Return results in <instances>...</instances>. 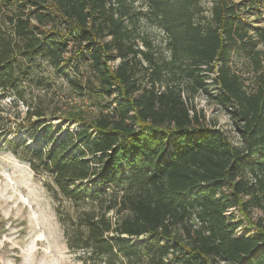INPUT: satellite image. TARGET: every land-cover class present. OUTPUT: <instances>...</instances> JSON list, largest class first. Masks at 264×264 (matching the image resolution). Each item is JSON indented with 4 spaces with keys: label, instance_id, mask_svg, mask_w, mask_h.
I'll list each match as a JSON object with an SVG mask.
<instances>
[{
    "label": "trees",
    "instance_id": "trees-1",
    "mask_svg": "<svg viewBox=\"0 0 264 264\" xmlns=\"http://www.w3.org/2000/svg\"><path fill=\"white\" fill-rule=\"evenodd\" d=\"M144 1L167 53L137 31L133 0H0V91L26 105L18 128L47 134L50 117L80 125L46 147L8 140L9 148L47 172L55 194L99 205L76 217L57 209L83 264H264V220L250 217L264 206V29L250 33L233 0L207 9L200 0ZM69 40L70 59L87 55L89 69L68 84L90 109L26 97L21 84L37 56L64 70ZM238 51L253 73L249 90L231 66ZM212 84L238 144L188 103ZM231 207L255 233H234L243 221Z\"/></svg>",
    "mask_w": 264,
    "mask_h": 264
},
{
    "label": "rangeland",
    "instance_id": "rangeland-1",
    "mask_svg": "<svg viewBox=\"0 0 264 264\" xmlns=\"http://www.w3.org/2000/svg\"><path fill=\"white\" fill-rule=\"evenodd\" d=\"M200 1L207 9L210 0ZM233 1L239 5L241 21L250 33L254 34L257 28L264 29V0L258 4L252 3L251 0ZM133 5L136 12L133 24L137 31L153 38L155 43L161 45L160 50L167 53L164 47L166 34L145 16L147 9L145 1L133 0ZM203 14L209 15L206 10ZM73 45L74 41L69 40L63 47V55L68 59L64 70H56L46 58L40 56L35 58L27 77L21 82L25 86L26 97L32 94L45 98L51 104L68 101L88 107L86 98L78 96L68 84V77L76 74L86 75L89 69L87 55L84 56L83 61L70 59V56L73 57ZM258 47L264 50L263 43L260 42ZM117 62L118 59L113 63ZM231 66L246 78L245 83L249 90L253 73L248 58L240 51L235 52ZM213 75L210 73L211 77ZM218 91L217 86L212 84L207 93L199 91L194 96H190L188 103H192L203 115L208 125L223 130L234 144H238L235 123L226 108L216 100L215 95ZM25 109L26 105L17 100L12 92L0 91V264H83L78 258L79 252L67 247L57 209L65 216L76 217L83 211L96 212L99 205L92 200L73 202L60 194H55L50 189V186L54 185L50 175L44 171H33L26 160L11 151L7 142L22 141L29 146L42 148L50 145L51 142L46 143V141L51 136L63 135L67 130L76 131L80 125L63 121L59 117H50L48 121L51 123V129L47 134L43 132L32 134L26 128H18ZM55 130L58 132L56 133ZM229 212L243 221L235 229L236 235L255 233L254 226L238 208ZM107 214L112 217L116 215L114 209L109 210ZM250 217L251 219L262 217L264 220V206L253 205Z\"/></svg>",
    "mask_w": 264,
    "mask_h": 264
},
{
    "label": "built area",
    "instance_id": "built-area-1",
    "mask_svg": "<svg viewBox=\"0 0 264 264\" xmlns=\"http://www.w3.org/2000/svg\"><path fill=\"white\" fill-rule=\"evenodd\" d=\"M231 209H234V208H233V207H231V208H228L227 212H229Z\"/></svg>",
    "mask_w": 264,
    "mask_h": 264
}]
</instances>
